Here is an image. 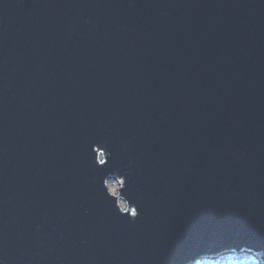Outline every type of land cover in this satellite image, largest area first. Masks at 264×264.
<instances>
[{"label":"water","instance_id":"obj_1","mask_svg":"<svg viewBox=\"0 0 264 264\" xmlns=\"http://www.w3.org/2000/svg\"><path fill=\"white\" fill-rule=\"evenodd\" d=\"M230 252L264 264V0H0V261Z\"/></svg>","mask_w":264,"mask_h":264},{"label":"trees","instance_id":"obj_2","mask_svg":"<svg viewBox=\"0 0 264 264\" xmlns=\"http://www.w3.org/2000/svg\"><path fill=\"white\" fill-rule=\"evenodd\" d=\"M246 253L247 252H242V253L230 252V253H226V254H221L215 258L209 257L207 259H204L201 263L202 264H222L224 262V260H228L229 262L226 264H253V263H251L252 259L243 255ZM248 254H251V253H248ZM225 255H232L234 257H231V256L224 257ZM251 255H253L254 258H256L258 260L259 264H261L259 259H258L259 258L258 255H254V254H251ZM218 257H221V258L219 260H216ZM209 261H212V263H210Z\"/></svg>","mask_w":264,"mask_h":264},{"label":"rangeland","instance_id":"obj_3","mask_svg":"<svg viewBox=\"0 0 264 264\" xmlns=\"http://www.w3.org/2000/svg\"><path fill=\"white\" fill-rule=\"evenodd\" d=\"M117 187H118V186H117V184H116L115 182H110V183L108 184V189H109V191H110L112 194H116V189H117ZM243 255L249 257L250 259H252L251 263H253V264H259L258 260H257L256 258H254L253 255L248 254V253L243 254ZM226 256L234 257V256H232V255H225L224 257H226ZM220 258H221V257H218L216 260H219ZM198 261L200 262V264H202L201 262H202L203 260H198ZM212 261H213V260H212ZM212 261H209V262L212 263ZM228 262H229L228 260H224V262H223L222 264H226V263H228Z\"/></svg>","mask_w":264,"mask_h":264},{"label":"snow or ice","instance_id":"obj_4","mask_svg":"<svg viewBox=\"0 0 264 264\" xmlns=\"http://www.w3.org/2000/svg\"><path fill=\"white\" fill-rule=\"evenodd\" d=\"M94 162L96 163V161H94ZM109 162H110V160H100V161H99V164L105 166V165H107ZM121 183H123V181H122ZM125 211H127V210L125 209ZM132 215H133L135 218H137V217L139 216V212H136L135 210H133ZM0 264H3V262L0 261ZM193 264H200V262H199V261H194Z\"/></svg>","mask_w":264,"mask_h":264}]
</instances>
